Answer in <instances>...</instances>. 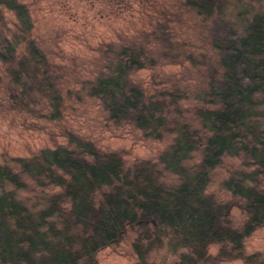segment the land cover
<instances>
[{
  "label": "trees",
  "instance_id": "16d2710c",
  "mask_svg": "<svg viewBox=\"0 0 264 264\" xmlns=\"http://www.w3.org/2000/svg\"><path fill=\"white\" fill-rule=\"evenodd\" d=\"M222 1L184 0L197 14L217 13L211 41L221 70L218 78L207 83L203 106L194 109L199 127L181 124L165 154L166 168L177 173L179 181L170 186L163 183L148 163L124 171L117 154L101 153L92 142L78 137L72 148L42 147L26 157H10L11 163L0 162V264H97L96 249L115 242L126 225L149 221L157 228L147 238L156 245L170 233L169 243L188 249L179 253L183 262L178 259L172 264H197L208 256V241H218L223 252L229 246L240 251L245 236L264 223V189L245 184L249 172L228 182L232 192L245 199L247 217L240 226L228 216L230 202L204 194L211 168L225 153H242L264 166V134L259 129L260 105H264V0H238L244 3L240 13L245 15L235 13L236 25L220 17ZM5 10L14 15L12 26ZM32 29L25 2L0 0V65L10 84L8 98L20 110L34 109L30 104L43 99L48 109L38 115L58 119L64 108L67 73L64 65L49 59ZM141 36H121L119 41L99 44L92 75L77 79L80 87L67 88L66 93L77 99L83 94L97 98L112 123L130 124L159 137L166 123L167 99L150 98L130 78L135 68L157 61L148 56ZM167 55L162 51L158 58L173 61ZM172 95L175 101L178 94ZM196 151L200 159L185 164ZM23 176L38 187L61 189L35 195L31 208L12 189L28 188ZM104 186L108 190L95 202V192ZM140 245L136 248L143 257L141 264H148Z\"/></svg>",
  "mask_w": 264,
  "mask_h": 264
},
{
  "label": "rangeland",
  "instance_id": "374dc122",
  "mask_svg": "<svg viewBox=\"0 0 264 264\" xmlns=\"http://www.w3.org/2000/svg\"><path fill=\"white\" fill-rule=\"evenodd\" d=\"M20 1L29 7L33 36L48 51L51 61L65 67L63 70L67 73V83L62 91L64 108L58 119L38 115V112L48 109L43 99L30 104L34 109L20 110L8 98L10 84L0 65V162L11 163L10 157H26L42 147L60 145L72 148V141L78 137L92 142L101 153L117 154L124 171L132 172L139 163L153 164L163 183L169 186L177 183L179 175L166 168L165 154L174 142L181 124L188 122L191 129L199 127L194 109L203 106L201 96L206 91L207 83L220 76L219 54L211 41L213 27L216 25L213 24L214 20H219L217 13L210 17L197 14L184 4V0ZM237 1L221 2L223 10L220 17L228 19L233 25H236L234 22L237 20L235 13L240 17L245 15L240 13L244 3ZM4 13L8 24L12 26L14 15L8 10ZM157 22L159 26L165 24L163 29L154 26L158 25ZM216 31L222 35L217 27ZM135 34H142L141 40L147 46L148 56L157 61L135 68L130 78L150 98L167 99L164 113L166 123L159 137L146 134L130 124L112 123L97 98L83 94L81 99H77L66 93L67 88L76 90L80 87L77 79L92 75L100 55L96 49L99 44L119 41L121 36ZM162 51L167 52V57L174 58L173 61L161 59L162 56L158 58ZM162 91L166 94L159 93ZM174 91L178 94L175 101L172 99ZM260 106L263 112L259 129L263 135L264 105ZM65 130L70 131L73 137L66 135ZM85 157L90 156L85 154ZM200 157L201 153L196 151L184 163H195ZM262 167L242 153H225L210 170L204 194L212 196L216 201L231 203L228 216L235 226L242 225L247 217L243 208L245 199L232 192L228 182L237 181L242 172H249L245 184L264 189ZM23 179L28 183V188L16 190L12 186V189L31 208L35 207V195L61 189L53 185L41 188L30 178L23 176ZM106 190L108 186L95 192V202ZM156 228L151 221L128 224L115 242L96 249L93 258L97 264H141L142 256L136 248L141 244L140 250L148 264H172L181 260L179 253L188 249L169 243L170 233L163 237L164 241L160 245H156L150 237L147 238ZM145 230L148 231L146 235ZM221 249L222 245L218 241H208L205 245L208 256L197 264H260L264 259V223L245 236L240 251L230 246L226 252ZM251 254L256 256L251 258Z\"/></svg>",
  "mask_w": 264,
  "mask_h": 264
}]
</instances>
